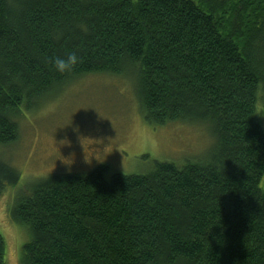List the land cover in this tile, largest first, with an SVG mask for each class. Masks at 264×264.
I'll return each instance as SVG.
<instances>
[{
  "label": "trees",
  "instance_id": "16d2710c",
  "mask_svg": "<svg viewBox=\"0 0 264 264\" xmlns=\"http://www.w3.org/2000/svg\"><path fill=\"white\" fill-rule=\"evenodd\" d=\"M129 71L147 123H205L210 151L41 173L8 206L19 264H264V0H0V144L53 89ZM18 180L0 160V194Z\"/></svg>",
  "mask_w": 264,
  "mask_h": 264
},
{
  "label": "rangeland",
  "instance_id": "374dc122",
  "mask_svg": "<svg viewBox=\"0 0 264 264\" xmlns=\"http://www.w3.org/2000/svg\"><path fill=\"white\" fill-rule=\"evenodd\" d=\"M132 73L77 77L53 89L27 115H19L17 139L0 144V160L19 171L17 184L7 186L0 194L4 264H19L23 243L28 239L24 229L11 220L8 206L41 173L51 169L85 172L98 163L108 164L110 172H143L154 160L174 161L210 151L213 135L205 123H147L138 107ZM259 121L264 131L262 115ZM92 158L89 167L81 168ZM263 181L264 173L260 184Z\"/></svg>",
  "mask_w": 264,
  "mask_h": 264
},
{
  "label": "clouds",
  "instance_id": "9594fccd",
  "mask_svg": "<svg viewBox=\"0 0 264 264\" xmlns=\"http://www.w3.org/2000/svg\"><path fill=\"white\" fill-rule=\"evenodd\" d=\"M79 59L75 51H69L65 55L54 57L52 65L59 73L70 72L77 65Z\"/></svg>",
  "mask_w": 264,
  "mask_h": 264
},
{
  "label": "flooded vegetation",
  "instance_id": "af4514ba",
  "mask_svg": "<svg viewBox=\"0 0 264 264\" xmlns=\"http://www.w3.org/2000/svg\"><path fill=\"white\" fill-rule=\"evenodd\" d=\"M90 156H92L91 154L89 155V156H87L88 158L90 157ZM88 158H86V159H88ZM94 161V158H92L91 160H88V161H90V163H88V162H86V164L85 165H83L81 168H86V167H89L88 165H91L92 163H93V161ZM83 163V162H82ZM80 168V169H81ZM79 170V169H78ZM84 170V169H83ZM77 171V170H76ZM76 171H69V172H76ZM76 173H82V171H80V172H76Z\"/></svg>",
  "mask_w": 264,
  "mask_h": 264
},
{
  "label": "bare ground",
  "instance_id": "6f19581e",
  "mask_svg": "<svg viewBox=\"0 0 264 264\" xmlns=\"http://www.w3.org/2000/svg\"><path fill=\"white\" fill-rule=\"evenodd\" d=\"M86 172V171H85Z\"/></svg>",
  "mask_w": 264,
  "mask_h": 264
}]
</instances>
